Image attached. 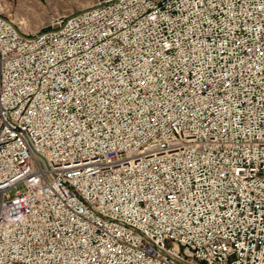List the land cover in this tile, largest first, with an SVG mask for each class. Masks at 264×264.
<instances>
[{"label": "built area", "instance_id": "obj_1", "mask_svg": "<svg viewBox=\"0 0 264 264\" xmlns=\"http://www.w3.org/2000/svg\"><path fill=\"white\" fill-rule=\"evenodd\" d=\"M13 10L0 264H264V0Z\"/></svg>", "mask_w": 264, "mask_h": 264}, {"label": "rangeland", "instance_id": "obj_2", "mask_svg": "<svg viewBox=\"0 0 264 264\" xmlns=\"http://www.w3.org/2000/svg\"><path fill=\"white\" fill-rule=\"evenodd\" d=\"M10 1V0H9ZM13 14L26 32L46 27L55 15L76 13L89 8L98 0H11Z\"/></svg>", "mask_w": 264, "mask_h": 264}, {"label": "bare ground", "instance_id": "obj_3", "mask_svg": "<svg viewBox=\"0 0 264 264\" xmlns=\"http://www.w3.org/2000/svg\"><path fill=\"white\" fill-rule=\"evenodd\" d=\"M12 19H13L14 23L21 24V23H20V20H21V19H19L16 15L12 14ZM21 29H22V28H21ZM22 30H23V29H22Z\"/></svg>", "mask_w": 264, "mask_h": 264}]
</instances>
